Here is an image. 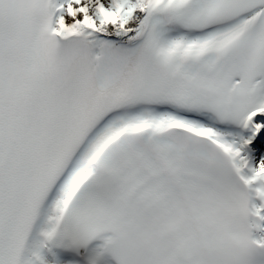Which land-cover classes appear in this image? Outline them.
Instances as JSON below:
<instances>
[{
    "label": "snow or ice",
    "instance_id": "obj_1",
    "mask_svg": "<svg viewBox=\"0 0 264 264\" xmlns=\"http://www.w3.org/2000/svg\"><path fill=\"white\" fill-rule=\"evenodd\" d=\"M0 264H264V0H0Z\"/></svg>",
    "mask_w": 264,
    "mask_h": 264
}]
</instances>
